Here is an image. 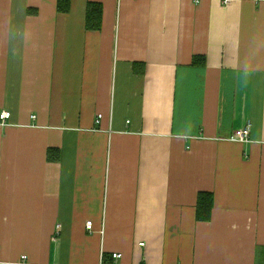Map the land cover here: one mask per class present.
<instances>
[{
	"label": "crops",
	"instance_id": "1",
	"mask_svg": "<svg viewBox=\"0 0 264 264\" xmlns=\"http://www.w3.org/2000/svg\"><path fill=\"white\" fill-rule=\"evenodd\" d=\"M224 1L0 0V264H264V0Z\"/></svg>",
	"mask_w": 264,
	"mask_h": 264
},
{
	"label": "trees",
	"instance_id": "2",
	"mask_svg": "<svg viewBox=\"0 0 264 264\" xmlns=\"http://www.w3.org/2000/svg\"><path fill=\"white\" fill-rule=\"evenodd\" d=\"M70 9V0H59V11L67 13ZM102 6L96 3H89L87 8L86 27L89 31H100L102 29ZM201 62L204 65L205 58L196 57L194 64ZM59 153L54 156L53 150L49 151V160H58ZM214 207V196L209 193H201L198 198L197 220L208 222L212 218Z\"/></svg>",
	"mask_w": 264,
	"mask_h": 264
},
{
	"label": "built area",
	"instance_id": "3",
	"mask_svg": "<svg viewBox=\"0 0 264 264\" xmlns=\"http://www.w3.org/2000/svg\"><path fill=\"white\" fill-rule=\"evenodd\" d=\"M231 0H225L224 3L226 5L230 4ZM12 116V114L10 112H3L1 115H0V120L5 124V122L10 119ZM35 118V117H34ZM101 119H102V116L100 115L98 117V121L97 123L99 124L101 122ZM251 128H252V125L251 123L249 122L247 124V126L242 129V130H237L233 133V140L236 141V142H240V143H247L249 142L250 140V135H251ZM86 227L88 230L92 231L93 230V222H88L86 224ZM58 230L60 231L61 228L60 226L58 227ZM115 259H119L121 258L122 256L120 254H114L113 256ZM23 260H27V257H24ZM24 261V262H25ZM24 262H22L23 264H25Z\"/></svg>",
	"mask_w": 264,
	"mask_h": 264
}]
</instances>
